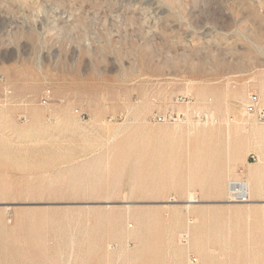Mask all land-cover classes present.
<instances>
[{
	"label": "rangeland",
	"instance_id": "1",
	"mask_svg": "<svg viewBox=\"0 0 264 264\" xmlns=\"http://www.w3.org/2000/svg\"><path fill=\"white\" fill-rule=\"evenodd\" d=\"M4 88L0 264H264V0H0Z\"/></svg>",
	"mask_w": 264,
	"mask_h": 264
},
{
	"label": "built area",
	"instance_id": "2",
	"mask_svg": "<svg viewBox=\"0 0 264 264\" xmlns=\"http://www.w3.org/2000/svg\"><path fill=\"white\" fill-rule=\"evenodd\" d=\"M12 93L9 88H4L3 94L0 95V107L4 104L12 102ZM46 98L43 96L41 98L42 103H46ZM246 112L247 113H253L255 111V106L253 100H250L248 103H246L245 106ZM171 118V114L169 115ZM166 115H159L155 118L156 121L158 122H163L166 120ZM242 186H237L233 185L234 181L229 182V191H228V196L229 199L236 200L238 202L240 201H245L248 200L249 198V186L248 183L241 181ZM194 260V259H193Z\"/></svg>",
	"mask_w": 264,
	"mask_h": 264
},
{
	"label": "bare ground",
	"instance_id": "3",
	"mask_svg": "<svg viewBox=\"0 0 264 264\" xmlns=\"http://www.w3.org/2000/svg\"><path fill=\"white\" fill-rule=\"evenodd\" d=\"M235 183H237V182H235ZM234 185V184H233ZM240 185V184H239ZM194 200H192V199H188V200H186V205L185 206H188L189 204H190V202H193ZM185 208V207H184Z\"/></svg>",
	"mask_w": 264,
	"mask_h": 264
}]
</instances>
